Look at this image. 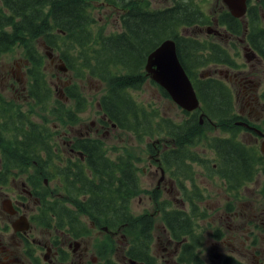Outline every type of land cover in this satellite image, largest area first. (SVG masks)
<instances>
[{
	"label": "flooded vegetation",
	"instance_id": "obj_1",
	"mask_svg": "<svg viewBox=\"0 0 264 264\" xmlns=\"http://www.w3.org/2000/svg\"><path fill=\"white\" fill-rule=\"evenodd\" d=\"M220 1L213 26L207 31L213 33L216 41L213 43L220 47L224 59L207 67L193 58L186 61L188 70L182 66L200 105L197 110L186 112L175 104L181 111L179 124L166 122L162 143L155 144L146 138L147 167L141 168V172L148 174L145 186L138 180L139 168L131 160L130 171L136 178L134 186L128 179L121 181L120 170L115 171V176L102 173V163L121 162L107 157L102 148L107 137L120 139V132L130 133L139 140L145 137L143 131L140 136L107 118L100 105L102 96L89 126L76 128V122H67L65 127L55 125L54 137L49 130L50 142L19 145L34 146L35 159H12L9 150L14 139L21 138L20 132L28 124L37 126L38 122L20 108L13 115V105L0 94V198L3 197L0 200V264H188V260L190 264H206L208 256L203 254L207 247L217 252L210 264H224L232 258L246 264L232 255L222 257L221 247L234 250L233 246H264V226L252 222L249 202L236 212L229 202L248 196L250 182L264 176V153L260 150L264 140V0H247L245 15L240 18L233 17ZM207 22L206 16L197 13V31L189 36L196 41L197 51H204L210 43L199 36L203 33L202 25ZM227 51L236 53V58ZM22 76L14 78L20 87L17 91L24 95L27 87ZM207 80L215 87L218 82L229 89V117L223 127L219 122L223 112L209 119L202 111L194 85ZM10 87L14 88L15 84ZM232 87L242 103L237 111ZM74 90V86L64 89L68 94ZM132 93L130 96L134 99ZM64 94L60 92V98L64 97L65 101L73 98ZM49 106L50 103L46 104L42 111L61 116L57 111L65 109L60 103ZM66 116L69 117L68 113ZM131 119L134 120L133 115L129 125ZM194 120L199 128L192 126ZM239 122L246 123L247 127L236 125ZM216 127L223 138L208 137ZM234 130H242L243 134L235 136ZM245 137L250 141H244ZM203 142L208 147H202ZM8 148L2 155L1 150ZM227 149L233 152V157L229 158ZM158 170L161 177L154 190L162 191L156 194L152 186ZM123 188L129 191L132 188L128 207L136 196L150 200L151 210L142 211L140 216L152 218L151 228L143 229V224H139V229H132L135 233H131L106 217L102 206L106 193ZM219 196L227 202L222 205L217 199ZM43 200L70 215H80L73 221H61L59 227L44 224ZM88 213L99 217L92 218ZM159 217L161 224L154 226ZM252 229L257 235H252Z\"/></svg>",
	"mask_w": 264,
	"mask_h": 264
},
{
	"label": "trees",
	"instance_id": "obj_2",
	"mask_svg": "<svg viewBox=\"0 0 264 264\" xmlns=\"http://www.w3.org/2000/svg\"><path fill=\"white\" fill-rule=\"evenodd\" d=\"M102 1L106 6L126 10L121 17L122 30L117 34H105L101 29L96 31L92 26L95 20L90 3L99 2L101 5ZM196 15V11H191L187 5L178 1L173 7L151 10L148 0H0V54L10 51L15 45H21L26 50V56L36 62L41 56L36 54L33 41L41 39L58 53L65 66L74 71L76 77L83 78L87 75L107 84V91L100 99L102 113L107 118L120 128L137 134L143 131L144 136L151 134L159 137L161 133L156 131L164 129L165 121L162 119V122L154 124V133L151 130L149 114L142 104H136L138 102L130 93L138 89L147 77L144 65L148 54L166 39L175 40L179 61L186 70V61L189 59L197 58L205 65L224 59L220 47L215 43L208 44L204 51H197L194 39L178 35V28L195 23ZM74 49L78 50L74 52ZM34 71H29L34 80L30 85L29 96L35 104L44 107L48 103L49 90L45 78L38 73L40 71ZM216 83L215 87L211 80L199 81L194 86L203 106L202 111L209 119H215L217 113L223 112L222 120L219 121L223 127L229 117L227 100L230 99V92L222 84ZM74 88L71 94L65 92L67 96L76 98L79 106L83 100L77 88ZM131 115L134 120L131 119L132 123L129 125ZM207 124L205 122V125ZM192 126L199 128L196 120L192 122ZM20 133L21 138H15L9 150L12 159L36 158L34 146L23 148L20 144L45 143L52 140L49 129L40 125L28 124L25 131L21 130ZM41 151L48 152L43 148ZM227 151L229 158L233 157V152L230 149ZM117 160L121 162L102 163V173L115 176V171L120 170L121 181L124 183L125 179H128L134 186L136 178L130 171L131 158L121 156L115 161ZM131 191L123 188L107 192L102 206H105L106 217L112 224L135 233L131 230L139 229V224H143V229L151 228L153 220L148 216L136 217L130 212L127 201ZM41 206L44 224L59 227L61 221H73L80 215H70L44 200ZM49 208L51 211L47 210ZM86 215L99 217L91 213ZM187 263L190 264L191 260ZM224 264L241 263L232 258L227 259Z\"/></svg>",
	"mask_w": 264,
	"mask_h": 264
},
{
	"label": "rangeland",
	"instance_id": "obj_3",
	"mask_svg": "<svg viewBox=\"0 0 264 264\" xmlns=\"http://www.w3.org/2000/svg\"><path fill=\"white\" fill-rule=\"evenodd\" d=\"M177 1L181 2L183 5H187L191 11H196L197 13H200V15L207 17L208 22L202 25L203 33L199 36L203 37L210 43L216 42L213 33L208 32L207 30L213 26V17L221 6V1L148 0L151 7L158 9H161L162 7H173ZM103 3V1L102 5H100L99 2L90 3L91 12L95 20L92 26L96 31L101 29L105 34H117L122 30L121 17L126 10H118L106 6ZM195 26L196 23H192L188 26L179 27L177 30L178 35L184 38L191 36L192 31H197V27ZM33 43L35 51L37 52L36 54L41 56L36 62H32V59L30 60V58L26 56V50L21 45H15L10 51L0 54V94L13 105L11 113L14 115L17 112V108H20V110H23L22 112L24 114L30 115L31 120L38 122V125H43L51 130L53 137L56 135L54 133L55 125L58 127H65L67 122H76V128L89 126L90 122H92L95 118L96 110L99 107L98 103L100 97L107 91V84L103 81L101 82L99 79L91 78L87 75H84L83 78L76 77L74 71L68 69L61 62L58 53L54 49H49L41 39H37L33 41ZM77 50L78 49H74V52ZM227 52L233 58H236V53L230 51ZM209 64L213 63L210 62ZM60 66L65 69L64 72L59 70ZM207 67H209V65ZM35 69L40 71L38 73L43 75L48 87L52 91L49 107H51L55 101H59L65 107L63 111H57V113L61 116L51 114L49 111H42V107L37 106L28 96L27 90L24 95H22L20 91H17L20 90V87H17L14 76L17 77L18 75L23 74L22 80L24 85L28 87L29 82H32L29 71L31 70L32 72H35ZM221 70L224 71V68H221ZM199 73L200 71L198 74ZM12 84H15L14 88L10 87ZM71 86H75L77 88L79 95L83 100L82 104L79 106L76 98H68V101H65L64 97L60 98V92L64 93L65 87ZM232 90L234 99L236 100L234 102V110L237 111L242 106V103L239 102L236 91L233 87ZM131 93L134 96V100L138 102L136 104H142L149 114V119L151 120V130H153L154 133H161V136L152 137L151 134H147L145 137H142L140 141L137 136H133L126 132H120V139H111L107 137L102 142V148L104 149L107 157L110 159H115L119 156H129L133 166L136 165L139 168V175L137 174L138 180L140 179L143 181L145 186L148 180V174L146 175L141 172V168L147 167L146 162L148 156L146 155L144 145L146 138L149 137V142L152 141L155 144L157 141L162 143L164 130L166 129H159V131L155 132L154 124L162 122V119L165 121V124L166 122L168 124L170 120L175 124H179L178 122L181 117V111L176 107L171 99L150 80L149 77H146L142 85L138 89L131 91ZM64 96L67 97L65 94ZM149 112H152V114ZM67 113L69 117L66 116ZM261 119L262 118H260V120ZM165 124L163 125L164 128ZM240 131L242 130H234L233 133L235 136H241L243 133ZM213 136H217L219 138L224 137L218 127L213 129L208 134V137ZM244 141L249 142L250 140L248 137H245ZM202 147H208L207 142H203ZM61 148L63 147L61 146ZM8 150L9 148L6 150L2 149L1 154L4 155V152H7ZM207 154L210 155V152L207 151ZM160 177L161 173L158 170L156 179L152 186L153 191L156 194L162 191L154 190L156 182ZM249 188L250 189L247 193L250 194L248 196H244L241 200L233 198L229 200V202L233 206V212L239 211L246 202H249L250 210L248 212L252 216V222L255 224L261 223L262 226H264V176L255 177L254 180L250 182ZM216 193L218 194V189L216 190ZM2 198L3 197H1L0 200H2ZM139 199L141 200L140 202ZM217 199L222 205L227 202L222 196H219ZM151 207L152 204L149 199H142V197L137 196L132 198L129 203V210L136 217H139L144 210L150 211ZM261 211H263L262 214L260 213ZM161 219V217L156 219L154 226L160 225ZM215 222L218 223L216 218ZM251 233L252 235H257L258 232L252 229ZM233 247L234 250L230 247L222 246V257L225 255H232L246 264H264V255L261 256V254L264 253V246H250L246 248L239 246ZM210 249L213 248L207 247L204 249L203 257H206V255L208 256L206 264H210V259H213L214 255L217 254L216 250L211 251Z\"/></svg>",
	"mask_w": 264,
	"mask_h": 264
},
{
	"label": "water",
	"instance_id": "obj_4",
	"mask_svg": "<svg viewBox=\"0 0 264 264\" xmlns=\"http://www.w3.org/2000/svg\"><path fill=\"white\" fill-rule=\"evenodd\" d=\"M222 3L233 17L240 18L245 15L247 0H222ZM59 70L65 71L62 66ZM144 71L151 81L157 84L183 111L192 112L199 108L200 104L193 86L178 59L174 40H164L148 54ZM236 125L247 127V124L243 122ZM260 150L264 153V140L261 142Z\"/></svg>",
	"mask_w": 264,
	"mask_h": 264
}]
</instances>
